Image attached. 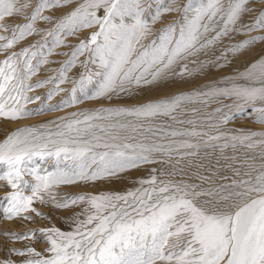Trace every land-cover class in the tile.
Segmentation results:
<instances>
[{
  "label": "snow or ice",
  "instance_id": "obj_1",
  "mask_svg": "<svg viewBox=\"0 0 264 264\" xmlns=\"http://www.w3.org/2000/svg\"><path fill=\"white\" fill-rule=\"evenodd\" d=\"M249 3L228 0L225 5L222 0H208L196 4L186 0L181 7L178 0H36L32 13L25 16L31 0H0V51L6 53L0 60V117L18 120L32 116L26 105L41 97L28 93L47 84L53 85L48 101L65 91L69 97L57 104L45 103L35 114L73 106L81 97L111 101L122 94L131 96L145 86L202 72L209 64L222 68L221 61H227L229 52L235 55L264 42V34L248 35L226 46L215 60L198 59L234 34L264 30V10L250 23H242V16L254 11ZM73 4L60 17L45 14ZM101 10L103 15L98 14ZM175 12L182 13V23L173 21L155 29L165 14ZM13 16L27 22H4ZM38 20L53 24L44 33L45 41L9 52L26 37L40 34L35 27ZM85 29L94 30L79 40L57 70L58 76L29 83L42 65L52 62L47 57L55 48L67 46L68 36H77ZM154 30L158 35L145 44ZM47 37L52 38L53 47L45 54ZM81 56L85 57L80 61L84 71L71 81L70 90L61 87L68 82L67 71ZM190 63L196 67L190 68ZM94 82L98 87L89 95L87 89ZM221 99L232 103L214 110L209 116L214 122L206 125L207 130L196 127L191 119L177 121L192 125L190 128L156 124L161 117L176 120L174 114L185 104ZM247 107L253 109L255 122L264 124V59L229 78L225 87L212 85L206 91L198 89L130 107L73 112L60 117L59 123L49 121L13 131L0 142V164L7 167L0 180L11 189L4 197L8 201L4 218L31 221L29 212L44 218L33 207L35 202L50 203L57 209L83 207L73 218L72 231L51 226L22 234L2 233L12 241H23L36 238L39 232L48 246L41 252L32 246L21 249L6 245L7 256L0 264H17L12 256L20 258L19 264H264V162L248 164L243 172L235 169V176L242 178L209 188L163 180L152 169L153 174L139 178V187L126 194H66L58 199L54 191L61 185L94 183L142 165L166 162L157 156L176 158L179 163L221 140V150L264 145V130L222 129ZM51 124H56L55 131L49 128ZM37 160H54L56 168L41 169ZM195 175L200 180L210 179ZM28 176L32 182L25 179Z\"/></svg>",
  "mask_w": 264,
  "mask_h": 264
},
{
  "label": "rangeland",
  "instance_id": "obj_2",
  "mask_svg": "<svg viewBox=\"0 0 264 264\" xmlns=\"http://www.w3.org/2000/svg\"><path fill=\"white\" fill-rule=\"evenodd\" d=\"M23 2V0H21ZM167 2V0H165ZM180 6L182 7L186 0H178ZM208 0H194V3H207ZM228 2V0H222V3ZM258 0H250L248 7L254 9V11L250 12V16L252 18L247 22L250 23L252 19L258 14L260 10H264V0L257 3ZM257 3V4H256ZM36 4V0H31V6L25 10V16H28L34 10ZM259 5V6H258ZM66 6L63 8L55 9V10H47L45 12L46 15H51L53 17H60L63 13H67L70 11L72 7ZM67 12H65V11ZM64 11V12H63ZM62 14H61V13ZM59 13V14H58ZM99 15H103V11L101 10ZM178 21L180 23L183 22L182 13H168L162 17V22H158L155 25V29H160L164 27L167 23ZM9 25L23 24L26 21L24 17L13 16L11 18H6L4 21ZM35 27L40 31V34H35L26 37L24 40L20 41L17 45H15L12 49L8 51H17L19 52L21 49L28 47L32 44H36L38 42L43 43L45 41L44 33L50 30L53 27V24L46 23L43 21H37ZM94 29H85L82 30L77 36H68L66 38V45L61 46L54 49V54L48 56L47 58L52 61L47 65H42L40 71L32 77L29 83H36L37 81L47 79L49 77L58 76V69H60L65 62L70 58L71 52L74 47L79 43L80 39L86 38L89 36L90 32ZM2 34V33H0ZM10 34V32L8 33ZM264 34V30L253 32V33H243V34H234L232 39L225 38L220 44L215 46L208 55L201 54L204 60H215L216 56H219L221 52L225 49L226 46L240 42L245 39L248 35H260ZM158 33L154 30L153 36H150L147 40L144 41L145 44L149 43L151 39L155 38ZM47 46L43 49L45 54H47V49L53 47L52 38L47 37ZM2 43V41H0ZM264 46V42H256L254 45L249 46L251 50L259 49ZM62 53V54H57ZM6 53L0 51V60L5 58ZM231 55V54H230ZM228 54L227 61H221L224 64V67L218 68L215 64H210V69L207 67L200 73V80L194 81V85L186 88L184 93L193 92L196 90L206 91L209 86L215 85L218 87L228 86L229 77L237 76L238 70L236 67L232 66V57L230 58ZM233 55V54H232ZM231 55V56H232ZM85 59L84 56L78 58L76 66L71 67L67 71L68 82L61 85V87L70 90L73 86L71 81L78 79L80 74L84 71L80 61ZM35 64L36 61L34 60ZM89 67L95 70V66L89 65ZM194 77H191L193 79ZM99 79V78H97ZM197 81H199L197 83ZM235 83L245 84L247 81L244 80H236ZM53 87L52 84H47L42 88L35 89L33 92L28 93L29 96H40L41 99L36 101L35 103H29L26 105L28 110H31L34 114L29 117H25L18 120L5 119L0 117V142H3L6 137L11 134L13 131L22 128V127H39L42 124H47L49 121H57L60 122V117H67L73 112H81L87 111L91 112L100 107H115V106H125L130 107L137 103L142 102H133L134 99L143 95L141 88L136 90L135 93L131 96L121 95L119 98H113L112 100H123L125 102H120L117 105H109L106 99H98V100H88L81 97V102L77 103L73 106H64L59 110H48L42 114H35L37 110L45 103L57 104L64 99L69 97V91H65L56 95L52 98L51 101L47 100V93ZM98 87L97 83H93L89 85L87 91L89 95L93 94ZM170 96L161 95L156 98H167ZM154 100V99H151ZM130 101V102H127ZM148 101V100H147ZM231 100L221 99L219 101H212L210 103H191L185 104L183 107L178 110L174 115L176 116V120H173L169 117H161L156 122L161 127L167 128L169 125L172 128H190L192 125L188 124H180L177 121L181 120H195L196 127L206 129V125L208 123L214 122L209 119V116L214 114L213 109L215 110L217 107H222L224 104H231ZM259 107V105H257ZM235 111V109H233ZM199 116H195L198 114ZM255 113L251 107L245 108L242 114L236 115L234 119H232L227 125L222 126L223 128L229 130H243V131H262L264 130V124H260L255 122L254 119ZM31 119L30 122L14 125L17 122ZM33 119V120H32ZM17 126V127H16ZM49 128L53 131L56 130V124L49 125ZM170 130V129H169ZM151 135V134H146ZM256 139H259L257 137ZM224 143L223 140L216 142L214 147H202L195 157H185L183 160H180L177 163L176 158L169 160L168 157H160L157 156V159H162L166 161L165 163H157V164H148L142 165L136 169L129 170L125 173L120 174L118 177H112L106 180L96 181L94 183H77L75 185H61L55 188V193L57 194V198L60 199L67 195H75V194H99L101 192H111V193H121L126 194L129 190H134L139 187V184L136 182L139 178H148L152 173V169H156L157 174L160 179L163 180H171L174 182L185 181L188 183H197L200 184L203 188H209L218 186L221 184L230 183L233 178L240 179L242 177L235 176V169H240L241 172L247 169L248 164L255 163L257 166L261 162H264V145H257L255 148L249 149L242 146H237L236 148L228 147L221 150L220 144ZM36 163L40 166L41 169H47L48 171H54L56 168V164L54 160H37ZM7 170L6 165L0 164V176L4 174ZM169 173H173L169 175ZM195 174H199L200 176L210 177L209 180H200L197 178ZM227 177V179H224ZM25 179L32 182V177L28 176ZM11 189L6 185V182L0 180V262L7 256V252L5 250V246L8 247H16V248H25L26 246L35 247L38 251L44 252L47 248V243L44 241V238L40 235L39 232L36 233V238L32 240H23V241H12L8 237L2 235L4 232H16V233H24L29 230L46 228L55 226L62 231H72L74 229V216L76 213H79L82 210L83 205L80 206H71L68 209H57L52 206V204H41L39 202H35L33 207H35L38 211L44 214V218L36 217L34 213L29 212L28 215H31L33 219L31 221L24 220L22 218H14L12 220H8L4 218L5 209L8 207V201L4 199L6 193ZM45 255L47 253L45 252ZM11 259L16 260L17 264H19V257L12 256Z\"/></svg>",
  "mask_w": 264,
  "mask_h": 264
},
{
  "label": "bare ground",
  "instance_id": "obj_3",
  "mask_svg": "<svg viewBox=\"0 0 264 264\" xmlns=\"http://www.w3.org/2000/svg\"><path fill=\"white\" fill-rule=\"evenodd\" d=\"M260 1L262 2V0H258L257 3H259ZM77 2H78V0H77ZM227 3L228 2H224L225 5ZM251 7H249V8H251ZM65 12H67V11H65ZM251 18H252V15L250 16V13L244 14L242 16V23L247 24V22ZM228 54L232 55V53H230V52ZM231 55H230V58L232 57V59H233L232 60V62H233L232 66L237 68V70L239 71L238 72V74H239V73L244 72L252 63H255L257 60L264 59V46H262L259 49H255V50H251L250 48H246V49L242 50L241 52L236 53L235 55H232V56ZM198 59L204 60L202 58V56H199ZM189 67L195 68L196 65H193L190 63ZM207 68L210 69V64L207 65ZM177 70H179V69H177ZM200 73L201 72H196L192 76H186L184 78L172 77V78L167 79L165 81H160L154 85L145 86V87L141 88L143 95L140 97L137 96V98L134 99L133 102H145L147 100L156 99V98L160 97L161 95L162 96L163 95L172 96L175 94L184 93L185 91H181V90H186V88L191 87L195 84L194 81H196L198 79L200 80V77H199V76H201ZM191 77H194V78L191 79ZM231 77H235V76L230 75L229 78H231ZM198 82L199 81H197V83ZM107 102L109 103V105H117V104H120V102H125V101H123V100H120V101L111 100V101H107ZM127 102H130V101H127ZM118 106H120V105H118ZM213 111H214V109H213ZM195 116H199V113L195 114ZM30 121H31V119H26V120L19 121V122H17V124H14V125H21V124L25 125V123H28Z\"/></svg>",
  "mask_w": 264,
  "mask_h": 264
}]
</instances>
